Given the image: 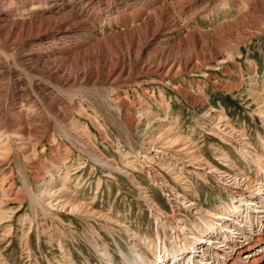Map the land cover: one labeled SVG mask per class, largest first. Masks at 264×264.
Segmentation results:
<instances>
[{
  "label": "rangeland",
  "instance_id": "obj_1",
  "mask_svg": "<svg viewBox=\"0 0 264 264\" xmlns=\"http://www.w3.org/2000/svg\"><path fill=\"white\" fill-rule=\"evenodd\" d=\"M19 1L7 19L85 22L44 58L141 36L126 76L74 86L0 36V264H225L264 233V0Z\"/></svg>",
  "mask_w": 264,
  "mask_h": 264
},
{
  "label": "bare ground",
  "instance_id": "obj_2",
  "mask_svg": "<svg viewBox=\"0 0 264 264\" xmlns=\"http://www.w3.org/2000/svg\"><path fill=\"white\" fill-rule=\"evenodd\" d=\"M2 1L4 4V0ZM90 1H97V0H90ZM20 2L21 1H19V3ZM26 4L27 2H25L24 6H26ZM54 6H57V5H54ZM12 8L13 7H11V9ZM7 16H10V11H7V9H4V8L0 9V36L4 38L5 45L6 43L8 44L9 42L11 45L19 46L22 49L25 48L26 50L25 52L26 62L25 63L28 64L30 68L32 69L36 68L38 70H43L44 71L43 74L47 75L49 79H53L58 84H62L64 86H69V85L74 86L78 82L86 81V80L99 81L103 79L105 81H117L120 78L126 76L130 71V64H128V61H130L129 59L133 57L132 50L135 49L136 44L139 42L140 36H141L138 32L134 33L133 36L132 35L130 36V40H129L130 44L126 52L119 51L116 49H115L116 50L115 52H111V50L106 51L100 48L98 51H90L89 49L86 48L85 50L79 52L78 54V57L80 56L79 61L75 63L74 61L75 54L71 52L73 51L74 48H81V46H73L72 48L65 46L61 50V51H64L63 54L65 56H60L59 58H56V59H48L42 56L43 55L42 53L44 52L43 49L41 48L34 49L33 45L39 42H43L45 40L54 41L57 37L68 36L70 34L73 35L72 33L76 32L77 30H79V28L83 27L85 25V22L79 19L77 15H73L71 12H67V13L60 12L57 15L50 16V17L43 18V19L41 18L40 20H33V21H21V19L20 20H10L6 18ZM149 23H150L149 26H152L155 23L153 21V18L149 20ZM91 24L93 23L91 22ZM130 45L132 46V49ZM49 48H52V45L45 49H49ZM175 67H176V63L174 61L170 62V59L167 58V59H164V61L162 62V65L158 66L157 70H160L161 73L168 75L174 72ZM6 73H7L6 65L3 64L2 61H0V93L1 94L4 91L3 82L5 78H7ZM21 81H22V78L16 77V79L14 80V83L16 85L18 84L20 85ZM23 116H24V112L21 110L20 111L15 110V113L12 115V117L16 119L17 121L22 120L24 118ZM26 117L28 120H33L37 116L31 114L30 111H27ZM16 132L17 134H19V137L23 138L24 137L23 134L26 132V129L23 126H20L16 129ZM34 132H35L34 134H37L38 130H35ZM29 141H30V138H29ZM29 143H31V141ZM25 145H26V142H25ZM31 149L34 150V148H31ZM61 186H64V183ZM62 189L63 188L57 189L55 193L61 192ZM190 241L191 240L186 239L184 241L185 246ZM173 247L170 249L166 248L164 254H166L167 252H171V253L174 252L175 248ZM229 258L230 259L227 260L225 264H257L258 262L260 263V260L264 258V233H258L255 237H253V239L247 241L238 250H236L235 254ZM130 264H150V262H149V259H146L145 257L140 255V256L135 257L134 260L130 262Z\"/></svg>",
  "mask_w": 264,
  "mask_h": 264
}]
</instances>
